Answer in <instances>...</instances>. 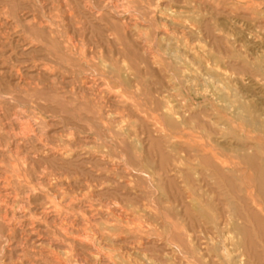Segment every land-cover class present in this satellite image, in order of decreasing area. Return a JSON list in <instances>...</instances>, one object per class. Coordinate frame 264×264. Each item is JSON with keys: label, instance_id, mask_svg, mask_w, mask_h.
Instances as JSON below:
<instances>
[{"label": "rangeland", "instance_id": "obj_1", "mask_svg": "<svg viewBox=\"0 0 264 264\" xmlns=\"http://www.w3.org/2000/svg\"><path fill=\"white\" fill-rule=\"evenodd\" d=\"M263 116L264 0H0V264H264Z\"/></svg>", "mask_w": 264, "mask_h": 264}, {"label": "bare ground", "instance_id": "obj_2", "mask_svg": "<svg viewBox=\"0 0 264 264\" xmlns=\"http://www.w3.org/2000/svg\"><path fill=\"white\" fill-rule=\"evenodd\" d=\"M186 1H187V0H186ZM187 3H188V2H187ZM160 7H161V5H160ZM162 9H163V8H162ZM191 13H192V12H191ZM180 16H181V15H180ZM175 17H176V16H175ZM182 18H183V17H182ZM182 18H181V19H182ZM188 18H189V17H188ZM192 18H193V17H192ZM196 18H197V17H196ZM179 19H180V18H179ZM193 19H194V18H193ZM197 19H198V18H197ZM199 20H200V19H199ZM184 21H185V20H184ZM184 21H183V22H184ZM192 22H193V21H192ZM196 23H197V22H196ZM181 27H182V26H181ZM185 30H186V29H185ZM191 30H192V29H191ZM198 35H199V34H198ZM227 36H228V35H227ZM227 36H226V38H228ZM246 36H247V35H246ZM187 41H188V40H187ZM185 42H186V41H185ZM181 45H182V43H181ZM184 45H185V44H184ZM184 45H183V46H184ZM172 46H173V45H172ZM183 46H182V47H183ZM187 46H188V45H187ZM174 47H175V46H174ZM177 47L179 48V46H177ZM184 47H185V46H184ZM184 47H183V49H184ZM187 48H188V47H187ZM190 48H191V46H190ZM197 48H198V47H197ZM184 50H185V49H184ZM193 50H194V49H193ZM193 50H192V51H193ZM196 50H197V49H196ZM196 50H195V51H196ZM198 50H199V49H198ZM198 50H197V51H198ZM200 51H201V50H200ZM234 51H235V50H234ZM193 52H194V51H193ZM204 53H205V52H204ZM188 54H190V53H188ZM215 65H216V64H215ZM213 67H214V66H213ZM202 68H203V67H202ZM215 68H216V67H215ZM188 69H189V68H188ZM217 70H218V69H217ZM217 70H216V72H217ZM123 71H124V70H123ZM191 73H192V72H191ZM203 73H204V72H203ZM205 73H206V72H205ZM211 73H212V72H211ZM221 74H222V73H221ZM224 74H225V73L222 74L223 76L221 75L223 79H224V76H226V75H224ZM219 75H220V74H219ZM213 78H214V77H213ZM228 78H230V77L228 76ZM188 79H189V78H188ZM190 79H191V78H190ZM211 79H212V78H211ZM219 79L221 80V78H219ZM223 79H222V80H223ZM230 80H231V79H230ZM187 81H188V80H187ZM211 82H212V81H211ZM222 82H224V84L226 83V81H222ZM222 82H221L219 85H221ZM207 83H208V82H207ZM208 84H209V83H208ZM208 84H207V85H208ZM226 84H227V83H226ZM226 84H225V85H226ZM189 85H190V84H189ZM191 85H192V84H191ZM201 85H202V84H201ZM221 86H222V85H221ZM227 86H228V85H227ZM214 87H215V86H214ZM219 87H220V86H219ZM228 87H230V86H228ZM186 88H187V87H186ZM222 88H223V87H222ZM224 88H225V87H224ZM224 88H223V89H224ZM194 89H195V88H194ZM226 89H229V88L226 87ZM231 89H232V87H231ZM209 90H210V89H209ZM225 91H226V90H225ZM228 91H229V90H228ZM240 91H241V90H240ZM201 92H202V91H201ZM203 92H205V91H203ZM229 92H230V91H229ZM211 93H212V92H211ZM219 93H220V92H219ZM242 93H243V92H242ZM225 94H226V93H225ZM232 94H233V93H232ZM236 94H238V93H236ZM247 95H249V94H247ZM197 96H198V95H197ZM227 96H228V95H227ZM229 96H230V95H229ZM234 96H237V95H234ZM234 96H233V98H234ZM249 96H250V95H249ZM238 97H241V95H239ZM214 98H215V97H214ZM228 98H229V97H228ZM244 98H245V97H244ZM244 98H243V99H244ZM225 99H227V97L225 98V96H223V97H219V100L222 101V102H224ZM234 99H235V98H234ZM243 99H240V100H243ZM215 100H216V98H215ZM227 100H228V99H227ZM216 101H217V100H216ZM226 103H227V102H226ZM226 103H225V105L228 104L226 107H228L229 110H230V109H233V112H232V116H233V117H238V118H239V117H242V118H243V116H239V114H238V111L240 112V110L243 109V108H241V107H240V108L236 107V106L234 105L235 101H231V99H230V103H227V104H226ZM219 104H220V103H219ZM219 104H218V105H219ZM221 104H222V103H221ZM221 104H220V105H221ZM220 105H219V106H220ZM223 105H224V103H223ZM236 105H237V104H236ZM164 106H166V105H164ZM261 107H262V106H261ZM164 108H165V111H163V112H164V114H163V117H164V118H167V119H173V120H175L176 122H179V123H181V124H183V123L185 122V116H183L182 114H179V113H177V112H175V111H172L173 108L171 109V107H170V109H169V106H168V108H166V107H164ZM164 108H163V109H164ZM262 108H263V107H262ZM230 111H231V110H230ZM183 112H184V111H183ZM186 112H187V111H186ZM223 112H224V111H223ZM183 114H184V113H183ZM185 114H186V113H185ZM242 115H243V114H242ZM159 117H160V116H159ZM263 117H264V116H263ZM160 119H162V117H161ZM228 119H229V118H228ZM223 128H224V127H223ZM244 128H245V127H244ZM164 130H165V129H164ZM167 130H168V129H167ZM241 130H242V129H241ZM245 130H246V129H245ZM245 130H244V132H246ZM242 131H243V130H242ZM173 134H174V133H173ZM243 134H244V133H243ZM243 134H242V135H243ZM218 135H219V134H218ZM261 136H263V135H261ZM218 137H219V136H218ZM218 137H217V138H218ZM261 138H262V137H261ZM214 140H216V139H214ZM228 142H229V141H228ZM226 145H227V144H226ZM233 146H234V145H233ZM248 146H249V145H248ZM252 146H253V145H252ZM246 148H247V147H246ZM228 149H229V148H228ZM251 149H252V148H251ZM249 151H250V150H249ZM249 153H250V152H249ZM252 153H253V152H252ZM254 153H255V152H254ZM65 156H66V155H65ZM259 159H260V158H259ZM263 162H264V160H263ZM178 164H179V163H178ZM179 165L181 166V164H179ZM258 165H259V164H258ZM262 166H264V165H262ZM259 167H260V166H259ZM146 168H147V167H146ZM178 168H179V167H178ZM251 168H252V167H251ZM175 169H176V168H175ZM255 169H256V168H255ZM173 171H174V170H173ZM177 171H178V169H177ZM179 171H180V170H179ZM140 173H141V172H140ZM176 174H177V173H176ZM178 174L180 175V173H178ZM146 176H147V175H146ZM147 177H149V175H148ZM171 178H172V177H171ZM168 179H169V178H168ZM148 180H150V177L148 178ZM211 182H212V181H211ZM173 187H174V186H173ZM214 202H215V201H214ZM259 202H260V201H259ZM261 202H263V201H261ZM192 203H193V201H192ZM191 206H192V205H191ZM193 208L195 209V207H193ZM197 208H200V207H197V205H196V210H197ZM199 210H200V209H199ZM206 211H207V210H206ZM208 212H209V210H208ZM209 213H210V212H209ZM252 218H253V217H252ZM229 220H230V219H229ZM234 223H236V222H234ZM238 223H239V222H238ZM231 224H232V223H230V225H231ZM234 227H235V226H234ZM244 227H245V226H244ZM253 227H254V225H253ZM251 233H252V232H251ZM229 235H230V234H228V237L225 236V238H229V239H230L231 237H229ZM232 236H233V235H232ZM230 240H231V239H230ZM238 241H239V240H238ZM225 242H226V241H225ZM225 249H226V248H225ZM227 251H228V250H227ZM230 254H231V253H230ZM226 255H227V254H226ZM231 255H232V254H231ZM227 256H228V255H227ZM230 257H231V256H230ZM242 258H243V257H242ZM238 261H239V260H238ZM239 262H240V261H239ZM241 262H242V261H241ZM241 262H240V263H241Z\"/></svg>", "mask_w": 264, "mask_h": 264}]
</instances>
